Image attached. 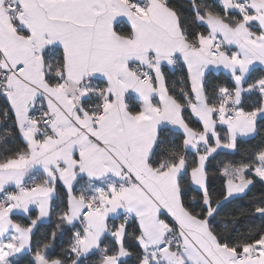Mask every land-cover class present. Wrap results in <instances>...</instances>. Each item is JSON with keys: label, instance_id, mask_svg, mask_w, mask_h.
I'll list each match as a JSON object with an SVG mask.
<instances>
[{"label": "snow or ice", "instance_id": "1", "mask_svg": "<svg viewBox=\"0 0 264 264\" xmlns=\"http://www.w3.org/2000/svg\"><path fill=\"white\" fill-rule=\"evenodd\" d=\"M0 264H264V0H0Z\"/></svg>", "mask_w": 264, "mask_h": 264}]
</instances>
